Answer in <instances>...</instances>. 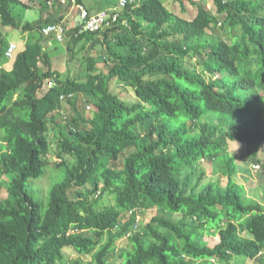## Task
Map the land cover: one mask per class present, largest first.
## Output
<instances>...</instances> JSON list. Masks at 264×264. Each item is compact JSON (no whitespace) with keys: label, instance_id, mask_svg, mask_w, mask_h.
Instances as JSON below:
<instances>
[{"label":"trees","instance_id":"obj_1","mask_svg":"<svg viewBox=\"0 0 264 264\" xmlns=\"http://www.w3.org/2000/svg\"><path fill=\"white\" fill-rule=\"evenodd\" d=\"M212 2L214 14L192 0H171L170 10L146 0L119 10L104 30L65 26L68 52L79 42L104 51L85 58L83 81L51 70L42 40L16 44L11 68H0V264H65L66 249L111 264L121 239V264H264V191L259 202L246 200L228 148L237 142L264 175V0ZM185 3L197 8L192 20L172 12ZM12 5L30 8L0 0L3 27L20 25ZM63 17L47 15L40 28ZM6 48L0 39V60ZM100 61L112 63L106 74ZM50 79L55 86L44 89ZM114 79L133 102L112 93ZM68 94L72 115L54 122ZM49 124L59 135L53 162ZM214 161L222 179L203 184L199 164ZM46 168L61 169L62 179L39 197L32 185ZM135 210L156 213L140 226ZM208 236L218 242L208 246Z\"/></svg>","mask_w":264,"mask_h":264},{"label":"rangeland","instance_id":"obj_2","mask_svg":"<svg viewBox=\"0 0 264 264\" xmlns=\"http://www.w3.org/2000/svg\"><path fill=\"white\" fill-rule=\"evenodd\" d=\"M62 0H49L50 4L47 3V0H26L25 3L30 5V8H23L20 5H12V14L14 18L18 21L20 24L19 27L12 28V27H3L0 24V39L3 44L9 43V42H15V44L23 46L24 42L29 41H35V40H42V42L45 44L47 43L48 39L51 41V45L47 51L50 53V56L52 57V64L55 69L60 71V74L63 76L62 78H72L76 80H85L87 76V70H86V62L85 58L87 56H93L95 59L98 58L99 55L103 54V48L97 46L94 49H88L90 52L87 53V50L82 51V42H79L78 44H75V47L73 49V52H68L67 48L68 46H72V43H69V38L64 37V40L59 42L52 36H46L43 35L41 32V24L43 22V17L50 15L53 18H59L60 16H64L65 19L64 23L62 25L66 27H72L75 23V17L78 14V7L74 3L73 9L70 10V7L72 6L69 0H65V4L62 3L60 5V2ZM84 5L88 8H90L92 11H97L100 9H104L105 7H110L116 5L118 0H82ZM146 0H139L138 4L142 5ZM164 2L165 6L170 10L168 5H170L171 0H161ZM194 3H202L210 13H215V7L213 5L212 0H192ZM168 3V5H167ZM68 9V10H67ZM70 10V13H72L71 17H67L68 11ZM44 15L42 16V12H44ZM172 11V10H171ZM175 14H178L181 18L186 20H192L196 14H197V8L196 6H191L189 4L185 3V12H180L179 5L175 4V7L173 8V11ZM50 13V14H48ZM67 17V18H66ZM29 23L31 26H33V29L27 32H23L22 25ZM70 55H73L70 57ZM107 57V54H105ZM5 58L3 57L0 60V67L3 66ZM6 63H11L10 61H6ZM4 64L3 68H7V66ZM111 62L109 63H103L100 61L98 63L97 67L98 69L103 72L107 73L109 67L111 66ZM186 65L189 68L195 67L198 68V65L196 63L195 59H188L186 61ZM199 70V69H197ZM110 90L113 94L118 95L119 98L124 99L128 103L133 102L134 95L133 91L125 85H121L117 83V81L114 79L109 83ZM84 105V109L87 108ZM87 114V113H86ZM72 115V111L69 109V107L64 104H62V107L59 108L55 112V120L59 121L60 118L65 119L68 116ZM48 138L52 144L50 154L48 156L49 160L52 162L57 160L56 156V142L59 138L58 131L55 129V126L52 124H49V130H48ZM229 152L231 154H235L237 161H236V169H237V176L236 180L239 184H241L244 188V195L246 200L261 201V196L264 191V175L261 174V169L256 164L249 163L248 160H245L241 157L242 153V147L237 142H229L228 144ZM259 158L264 164V145L260 149ZM199 170L205 172V179L203 180V184L208 183L209 181H216L217 179L221 178V170L218 167V164L214 162H200L199 164ZM62 170L61 169H54L52 168H46L44 179L39 181L33 182V193L38 195L39 197H43V193L41 190L45 193L49 188L54 185L55 183L61 181L62 179ZM6 177H2V180H0V199L6 198L7 191H6ZM41 189V190H39ZM103 201L107 205H111L113 203V199L111 196H104ZM141 211V210H140ZM136 212V220H138V224L141 226L143 223H146L150 221V218L156 213L154 210H147L139 212L135 210ZM177 216H173L175 218ZM127 218V217H126ZM218 237L214 236H208L205 237L203 242L207 244L208 246H212L217 243ZM128 246V242L126 239H121L117 241L114 244V252L108 256V262L111 264H121L122 260L120 258V253L122 250H124ZM65 264H73L75 261L81 262V264H92L91 256H85L77 254L72 249H66L65 250ZM63 264V263H61ZM246 264H255L254 261L247 262Z\"/></svg>","mask_w":264,"mask_h":264},{"label":"built area","instance_id":"obj_3","mask_svg":"<svg viewBox=\"0 0 264 264\" xmlns=\"http://www.w3.org/2000/svg\"><path fill=\"white\" fill-rule=\"evenodd\" d=\"M137 0H118L114 9L109 11H102L96 14H89L82 6H79V27L82 28L80 32H97L101 29L110 27L117 21L119 16V10L126 7L128 4H136ZM66 27L62 23L49 24L41 29L43 35H54L56 40L61 42L64 40ZM16 50V44L10 43L5 50V57L11 59ZM47 87L54 86L53 81L46 82ZM62 98V97H61Z\"/></svg>","mask_w":264,"mask_h":264},{"label":"crops","instance_id":"obj_4","mask_svg":"<svg viewBox=\"0 0 264 264\" xmlns=\"http://www.w3.org/2000/svg\"><path fill=\"white\" fill-rule=\"evenodd\" d=\"M21 1H24V3L26 2V0H21ZM82 1V0H81ZM47 3L48 4H50V2L47 0ZM71 3V2H70ZM65 4V3H64ZM73 4V3H72ZM82 6H83V8H86L87 9V7L84 5V3H83V1H82ZM60 5H61V3H60ZM108 8H110V6L108 5V7H105L104 9H100V10H97V11H92L90 8H88L87 10L89 11V13L90 14H95V13H97V12H99V11H102V10H106V9H108ZM73 9V5L70 7V10H72ZM70 10L68 11V15H67V17L69 18V17H71L72 16V13H70ZM45 17V16H44ZM43 17V18H44ZM66 17V18H67ZM77 17V16H76ZM76 17H75V23H74V25L76 24ZM64 19H65V17H63ZM57 19V18H56ZM59 23H64V21H61V22H59ZM9 43H15V42H9ZM9 43H6V47H7V45L9 44ZM26 43H28V42H26ZM26 43L24 42V44H23V46H25L26 45ZM40 43H41V45L43 46V48L44 49H48L50 46H52L51 45V41L48 39V41H47V43L45 44V46H44V43L42 42V41H40ZM18 46V48H20V45H17ZM49 55H50V53H49ZM6 61H10L11 62V60H7V59H5L4 60V63H3V66H1L2 68L4 67V64H5V62ZM50 63H51V70H54V71H57V72H59L60 73V71H58L57 69H55L56 67H54V65L52 64V57L50 56ZM11 64L12 63H6L5 65L7 66V68H4L5 70H9L10 68H11ZM0 67V68H1Z\"/></svg>","mask_w":264,"mask_h":264},{"label":"clouds","instance_id":"obj_5","mask_svg":"<svg viewBox=\"0 0 264 264\" xmlns=\"http://www.w3.org/2000/svg\"><path fill=\"white\" fill-rule=\"evenodd\" d=\"M138 2H139V0H137V2H136V4L138 5ZM61 3H64V1H61ZM72 3L74 4L75 3V0H72ZM136 4H134V6H136ZM117 5V4H116ZM116 5H114V6H112V7H110V8H108V9H106V10H102V11H109V10H111V9H114L115 7H116ZM79 6L80 5H77V7L79 8ZM83 7V6H82ZM102 11H99V12H102ZM88 12V11H87ZM99 12H97V13H99ZM89 13V12H88ZM119 13V12H118ZM90 14V13H89ZM96 14V13H95ZM75 26H76V24H75ZM76 27H78L79 28V26H76ZM81 28V27H80ZM10 44V43H9ZM8 44V45H9ZM15 44V43H14ZM8 47V46H7ZM5 54V53H4ZM6 58V57H5ZM7 60H9L8 58H6ZM51 81H53V79H50ZM49 80H46L45 82H44V86H43V88L45 89V88H47V89H50V88H52V87H54L55 86V83H54V81H53V83H54V86H52V87H47L46 86V82H48ZM62 97V98H61ZM73 97V94H68V95H61L60 96V98H59V100L63 103V102H65V100H67L68 98H72ZM87 110H89V107L87 106ZM259 166V165H258ZM216 237V236H215ZM218 237V236H217ZM217 242H218V240H217Z\"/></svg>","mask_w":264,"mask_h":264},{"label":"water","instance_id":"obj_6","mask_svg":"<svg viewBox=\"0 0 264 264\" xmlns=\"http://www.w3.org/2000/svg\"><path fill=\"white\" fill-rule=\"evenodd\" d=\"M79 14L80 12L78 11L77 17H76V26H79L80 22V18H79ZM79 31H82V28L79 27Z\"/></svg>","mask_w":264,"mask_h":264}]
</instances>
